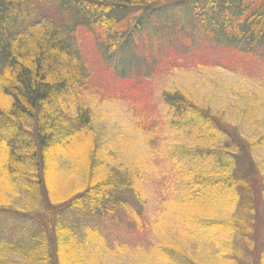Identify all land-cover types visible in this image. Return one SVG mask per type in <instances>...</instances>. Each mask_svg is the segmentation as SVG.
Returning <instances> with one entry per match:
<instances>
[{"label":"trees","instance_id":"1","mask_svg":"<svg viewBox=\"0 0 264 264\" xmlns=\"http://www.w3.org/2000/svg\"><path fill=\"white\" fill-rule=\"evenodd\" d=\"M182 20L190 32L176 25ZM77 30L100 36L104 61L127 77L153 51L148 47L159 35L178 42L205 35L213 44L246 54L264 48V0H0V218L4 223L18 218L26 222V240H18L19 248L12 241L2 246L0 264H106L107 232L138 228L143 222L145 171L107 167L97 157L102 150L91 139L92 106L82 102L80 92L89 76ZM137 33L148 44L144 50L136 46ZM67 95L76 98L73 114L63 108ZM160 100L181 118L188 115L185 121L198 125V132L206 135L200 138L209 140L170 150L177 168L191 156L201 162L196 171L181 172V167L171 177L183 207L180 217L186 215L184 206L198 211H193L194 218L205 221L199 228L211 232L209 238L229 253L222 255L226 264H238L239 252L247 254L249 264H264V176L253 155L256 139L249 140L224 115L184 90L164 91ZM141 116L138 128L145 140L159 135L163 117ZM68 148L74 153H69L65 175L79 177L75 190L69 187L57 200L54 195V202L46 179L52 153ZM76 149L83 159H77ZM101 156L107 160L108 155ZM187 172L193 178L186 183ZM19 195L36 201L37 209L17 208L13 198ZM169 203L176 206L172 199ZM218 205L223 215L213 212ZM69 213L77 215L72 226L62 219ZM80 215L85 222L78 220ZM155 246L160 259L170 264H198L186 256L174 261V249L159 242ZM153 259L158 260L149 261Z\"/></svg>","mask_w":264,"mask_h":264},{"label":"rangeland","instance_id":"2","mask_svg":"<svg viewBox=\"0 0 264 264\" xmlns=\"http://www.w3.org/2000/svg\"><path fill=\"white\" fill-rule=\"evenodd\" d=\"M246 1L254 4L256 0ZM182 21L176 25L189 31V23ZM160 29L162 30L161 27ZM138 35L137 33L133 37L138 42L136 46H141L144 50V46L147 47L148 44L140 42ZM75 39L89 76L86 88L80 89V92L83 95L82 102H89L92 106L94 130L91 139H96L102 150L97 157L107 167L133 166L145 171L142 184L143 197L147 203L142 215L143 222L138 228L107 232L110 254L104 263L170 264L158 256L161 252L155 243L159 242L164 248L174 249L173 253H178V256H174V261L180 262L186 256L198 264H226L222 259L229 253L223 252L222 246L209 238L211 232L199 228V224L205 221L201 217L194 218L193 211L199 215L198 211L184 206L186 215L193 216L194 220L186 215L180 217L183 207L179 205L178 196L173 193L177 187L171 180L181 167V172L183 169L196 171L198 164H201L200 161L193 162L191 156L180 160L178 168L173 166L170 152L172 146H192L194 143L203 145L209 140L200 138L201 134L206 135L198 132V125L185 121L188 120V115L181 118V115L167 109L160 96L162 92L173 88L184 90L197 102L210 105L214 113L218 111L217 113L224 115L225 120L236 125L249 140L256 139L253 155L259 161L264 176V48L246 54L245 51L240 53L233 48L229 51L221 44H213L205 35H194L187 42L159 35L148 47L153 51L145 55L143 63L133 68L129 76L122 77L104 61L103 46L97 44V41L101 42L100 36L86 30H77ZM73 99L76 98L67 95V104L64 103L63 107L72 114ZM60 103L63 104V101ZM142 114L156 119L160 115L163 117V121L159 120L160 132L157 134L160 136L154 137L155 134H151L150 139L145 140L138 128ZM71 148L52 151V171L46 177L52 200L54 195H58L56 200L59 199V195L68 192L69 187L72 191L75 190L73 188L78 174L65 175L69 174L66 170L67 163L70 162L67 160L71 156L69 153H74ZM75 154H79V159L82 152L76 149ZM101 155L109 157L104 161L101 160ZM178 178L183 180L180 173ZM192 178L193 174L187 172L186 183ZM23 180L22 177L21 182ZM163 197L165 201L162 200ZM170 199L175 201L176 206L169 203ZM13 204L17 208L37 209L36 201L23 195L13 198ZM221 211L220 205L213 210L218 215ZM76 217L73 213L62 215V219L71 226L77 221ZM78 220L85 222L81 215ZM25 223L20 218L4 223L3 218H0V248L6 247L8 241L19 248L18 240H26L23 227ZM262 227L263 225L257 226L259 238ZM257 250L254 251L256 257ZM6 253L12 259H18L10 251ZM239 255L238 264L250 263H247V254L239 252ZM151 258L158 260L149 261Z\"/></svg>","mask_w":264,"mask_h":264}]
</instances>
